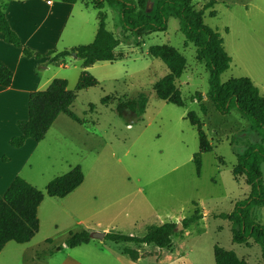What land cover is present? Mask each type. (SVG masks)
I'll return each instance as SVG.
<instances>
[{
    "label": "rangeland",
    "instance_id": "obj_1",
    "mask_svg": "<svg viewBox=\"0 0 264 264\" xmlns=\"http://www.w3.org/2000/svg\"><path fill=\"white\" fill-rule=\"evenodd\" d=\"M154 1H148V12L153 11ZM203 1L192 0V4L199 6ZM9 2L2 1L4 6ZM74 7L83 12L84 29L78 26L76 13L63 36L53 44L51 50L56 53L63 51L62 41H77V30L96 32L97 11L85 9L80 1ZM212 11L213 16L204 14V24L220 34L231 60L229 68L220 75V82L247 77L264 97V0H223ZM103 13L106 29L121 41L114 51L121 58L85 69L99 85L77 93L71 110L79 122L59 115L43 140H30L24 154L26 157L29 151V158L18 175L44 190L53 178L80 166L83 182L64 199L45 196L38 209V232L28 243L10 242L0 252V264H109L108 259L113 257L132 264L123 253L125 247L138 250L142 256L138 264H155L154 255L160 254L162 261L169 256L187 259L189 264H214V245L233 251L248 264H264L257 245L232 242V224L220 216L231 213L249 191L242 178L232 176L237 154L258 142L248 120L236 110L221 115L211 103L205 115L200 112L192 97L206 95L209 73L196 62L195 48L185 43L176 19L168 20L165 31L151 33L141 40L129 36L124 42L122 31L116 26L115 11L105 5ZM93 39L81 38L77 42L87 45ZM163 44L177 49L186 60L185 73L177 82L184 107L158 100L151 91L152 85L168 71L159 59L148 55V49ZM46 53L39 60L49 68L41 70V76L64 79L68 89L74 90L84 70L81 61L71 54L65 58V66H58L50 61L53 55L43 56ZM136 91L148 93L140 117L117 113L116 101L101 103L105 96L130 97ZM190 111L200 118L212 145L211 152L200 155L198 173L193 161L199 151L197 132L186 119ZM261 171L264 185V163ZM195 209L203 217L187 229L177 230L169 249L96 238L79 247L65 246L70 233L83 230L91 234L116 231L140 237L147 226L167 222L177 225ZM251 218L264 226V206L253 208Z\"/></svg>",
    "mask_w": 264,
    "mask_h": 264
},
{
    "label": "trees",
    "instance_id": "obj_2",
    "mask_svg": "<svg viewBox=\"0 0 264 264\" xmlns=\"http://www.w3.org/2000/svg\"><path fill=\"white\" fill-rule=\"evenodd\" d=\"M3 0H0V35L4 42L20 48L25 57L40 59L42 55L34 53L22 45L18 35L10 28L4 12ZM65 4L85 2V0H59ZM149 0H92L90 5L97 11V29L90 44L81 45L69 50L56 53L48 51L43 56L53 55L50 61L58 66L66 64L68 55L76 54L75 58L81 61L82 70L78 76L74 90L68 89L64 79H52L44 90L34 91L28 97V118L17 122L20 134L12 137L9 144L13 148H20L27 139L40 142L59 115L79 122V118L72 112L71 106L77 93L93 88L99 82L86 68L98 62H114L117 58L115 49L121 43L106 29V15L104 6L113 9L117 15V27L121 29L124 42L129 36L135 39L154 33L162 32L167 28L170 18L176 19L179 31L185 43H191L195 48V60L207 69L209 73V88L206 95L195 94L192 99L198 103L200 112L205 115L210 103L215 111L227 115L236 110L249 122V127L258 137V142L246 147L237 154L236 165L232 169V176L242 178L249 188L244 200L236 203L229 214H221L232 224V242L237 245H257L264 257V226L259 225L251 218V211L255 207L264 206V185L261 165L264 163V97L258 88L247 77L230 78L220 82V75L230 65V57L223 48L220 34L206 26L203 16L206 12L213 16V7L223 0H204L199 6H194L192 0H156L152 12H148ZM139 46V43L136 42ZM148 55L159 59L167 68L168 73L156 81L151 88L155 97L163 102L184 107L185 101L177 82L185 73L186 60L174 47L169 45H154L149 47ZM12 81V72L0 63V86L8 87ZM205 98V101H202ZM148 100L147 91H136L130 97L105 96L102 104L116 101V112L129 113L140 117L144 114ZM208 104H207V103ZM186 119L196 129L199 151L193 157L197 173L200 170V155L212 151V145L207 138L200 118L194 112H188ZM84 179L80 166L71 168L66 173L53 178L47 183L44 190H39L22 177L16 175L0 199V252L4 246L28 243L39 229L38 208L45 196L62 199L78 188ZM203 216L198 209L181 221L183 229L197 223ZM176 234V224L167 222L159 225L147 226L142 236L122 234L116 231L107 232L103 240L113 243H131L135 246L153 245L159 249H169L172 237ZM91 233L81 231L70 233L65 246L75 248L89 243ZM123 253L132 261L139 258L137 249L125 247ZM214 264H248L239 258L233 251L225 250L218 245L213 246Z\"/></svg>",
    "mask_w": 264,
    "mask_h": 264
},
{
    "label": "crops",
    "instance_id": "obj_3",
    "mask_svg": "<svg viewBox=\"0 0 264 264\" xmlns=\"http://www.w3.org/2000/svg\"><path fill=\"white\" fill-rule=\"evenodd\" d=\"M82 3L85 9L91 7L90 5H86L85 2ZM75 4H65L55 0H10V2L4 6V12L10 28L18 35L22 45L30 47L34 53L41 55L51 51L56 40L63 36L68 21L71 18H74L76 13L78 14V17L76 18L79 22L78 26L84 29L85 17L81 10L75 9ZM75 37L77 41L81 38L90 41L89 39L95 37V33L94 31L87 32L80 29L77 30ZM77 41H62V49L69 50L81 46ZM87 43L88 42H85L83 44ZM0 63L12 72L10 86H0L1 198L13 178L16 175H19L23 167L22 165L25 163V159L27 160L29 158V151L26 157L24 154L28 149L27 146L30 144L29 142L31 139H27L20 148L11 147L9 140L20 134L17 122L28 118L29 94L34 91L44 90L53 78L41 76L40 71L49 68L46 62L41 63L39 59L34 57L28 58L23 56L20 48L4 42L1 35ZM44 64H46V66H44ZM58 118L59 116L57 119ZM20 177L24 180L26 179L22 175ZM77 189L78 188L69 195L73 194ZM9 243H7L4 248L7 247ZM169 254H171V252H169ZM160 255H154L155 258L153 260L155 264H189L187 259H177L169 256L166 260L162 261ZM141 257L142 256L139 255V258L136 261H131L132 264H138ZM108 262L109 264H116V262L117 264H124V261H120L115 257L108 259Z\"/></svg>",
    "mask_w": 264,
    "mask_h": 264
},
{
    "label": "water",
    "instance_id": "obj_4",
    "mask_svg": "<svg viewBox=\"0 0 264 264\" xmlns=\"http://www.w3.org/2000/svg\"><path fill=\"white\" fill-rule=\"evenodd\" d=\"M147 8H149V4L147 5ZM73 55H74V57L76 56V54H73ZM181 228H182L181 222L177 223L176 231L181 229ZM104 236H105L104 232H102V233H92L91 234L92 238H96V239H100V240L104 239Z\"/></svg>",
    "mask_w": 264,
    "mask_h": 264
}]
</instances>
